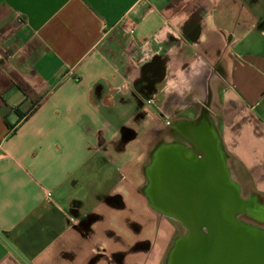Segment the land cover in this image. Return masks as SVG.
I'll return each mask as SVG.
<instances>
[{
    "label": "crops",
    "instance_id": "obj_1",
    "mask_svg": "<svg viewBox=\"0 0 264 264\" xmlns=\"http://www.w3.org/2000/svg\"><path fill=\"white\" fill-rule=\"evenodd\" d=\"M202 103L264 196V0H0V264H163L139 168Z\"/></svg>",
    "mask_w": 264,
    "mask_h": 264
},
{
    "label": "water",
    "instance_id": "obj_2",
    "mask_svg": "<svg viewBox=\"0 0 264 264\" xmlns=\"http://www.w3.org/2000/svg\"><path fill=\"white\" fill-rule=\"evenodd\" d=\"M137 195L181 230L163 264H264V196L235 176L211 106L155 130Z\"/></svg>",
    "mask_w": 264,
    "mask_h": 264
},
{
    "label": "rangeland",
    "instance_id": "obj_3",
    "mask_svg": "<svg viewBox=\"0 0 264 264\" xmlns=\"http://www.w3.org/2000/svg\"><path fill=\"white\" fill-rule=\"evenodd\" d=\"M188 115V114H186ZM144 162H145V159H144ZM234 166V167H233ZM232 168L233 170L235 171V174L236 173H239L238 172V168H236V166L234 165V163H232ZM237 169V170H236ZM242 175V174H241ZM139 181V185L140 184H143V179L141 177H138V180ZM243 182V181H241ZM164 220V219H163ZM164 224L168 227H170V234H171V237H170V244H171V241L173 239L174 236L180 234L181 230L177 227V225L172 222V221H169V220H164ZM170 246V245H169Z\"/></svg>",
    "mask_w": 264,
    "mask_h": 264
},
{
    "label": "flooded vegetation",
    "instance_id": "obj_4",
    "mask_svg": "<svg viewBox=\"0 0 264 264\" xmlns=\"http://www.w3.org/2000/svg\"><path fill=\"white\" fill-rule=\"evenodd\" d=\"M157 64H155V66L153 67V69L150 71V75L153 77V76H157L156 73H157ZM171 124V122L169 121V125ZM165 125V124H164ZM169 125H166V126H169ZM165 128V126H164Z\"/></svg>",
    "mask_w": 264,
    "mask_h": 264
},
{
    "label": "built area",
    "instance_id": "obj_5",
    "mask_svg": "<svg viewBox=\"0 0 264 264\" xmlns=\"http://www.w3.org/2000/svg\"><path fill=\"white\" fill-rule=\"evenodd\" d=\"M139 1H143V0H138V2ZM126 32L129 34V35H132L133 34V29H128V30H126ZM166 123V125H169V122L168 121H166L165 122ZM49 195V194H48Z\"/></svg>",
    "mask_w": 264,
    "mask_h": 264
}]
</instances>
